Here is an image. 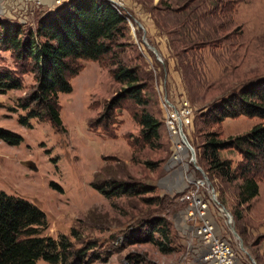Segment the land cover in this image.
<instances>
[{
    "label": "rangeland",
    "instance_id": "obj_1",
    "mask_svg": "<svg viewBox=\"0 0 264 264\" xmlns=\"http://www.w3.org/2000/svg\"><path fill=\"white\" fill-rule=\"evenodd\" d=\"M116 1L124 3L121 12L127 15L128 40L122 59L140 70L142 83L148 86L149 109L162 123L160 140L153 146L138 144L141 127L132 117L138 108L130 102L120 104L110 121L113 137L103 135L97 122L124 86L113 80L109 69L92 61L82 62L81 73L71 81L72 93L59 95L66 132L38 120L30 122L31 128L21 125L20 116L26 113L17 101L36 85L29 74L22 90L0 95V128L24 139L19 146L0 140V190L39 207L49 223L45 235L55 239L67 235L75 242L71 235L76 228L82 242L98 243L100 253L119 248L124 234L141 220L164 217L169 221L173 253H161L151 244L133 245L107 262L93 264H121L133 252L145 254L156 264H196V242L189 230L194 223L187 217L188 204L181 200L198 192L209 202L210 218L220 236L230 242L236 261L254 264L252 258L264 264V181L259 183L258 197L249 205H239L240 182L210 179L198 157L207 133L219 130L227 139L261 123L242 117L210 128L201 115L222 98L264 78V0ZM47 8L24 0H0V20L20 24L25 32L35 31L40 18L57 9ZM0 67L14 68L10 53L0 54ZM186 109L193 112L190 124L183 114ZM178 115L210 187L191 163L188 144L180 147L182 142L172 133V125L178 129ZM222 157L241 159L234 152ZM98 175L156 190L144 198L109 200L92 188ZM212 189L232 215L245 249L212 200ZM146 198L157 201L150 205L143 201Z\"/></svg>",
    "mask_w": 264,
    "mask_h": 264
},
{
    "label": "trees",
    "instance_id": "obj_2",
    "mask_svg": "<svg viewBox=\"0 0 264 264\" xmlns=\"http://www.w3.org/2000/svg\"><path fill=\"white\" fill-rule=\"evenodd\" d=\"M127 15L104 0H72L40 18L35 31H24L20 24L0 20V54L10 53L14 68L0 67V95L24 88V77L34 75L36 85L31 93L17 101L26 113L19 123L31 128L30 122H49L66 132L61 118L59 95L73 91L72 79L82 71V62H98L109 69L113 80L124 86L108 106L99 130L113 137L110 121L123 102L138 110L132 117L141 127L138 144L153 146L160 140L162 123L150 111L148 86L142 83L140 70L129 67L122 59L128 40ZM207 127H220L228 119H259L248 133L223 139L219 130L207 133L198 151L199 163L210 179L239 184V205H249L259 195V183L264 181V78L243 86L240 90L211 105L201 115ZM0 140L19 146L20 135L0 128ZM225 152L237 153L234 161L222 157ZM92 188L105 198H144L155 187L97 176ZM63 193V189L58 187ZM148 204L156 198L143 199ZM186 204V203H185ZM240 219L241 215H238ZM47 215L31 202L0 190V264H93L107 262L114 254L133 245L151 244L161 253L175 251L171 225L164 217H150L131 226L119 248L100 253L98 243H84L76 228L73 242L67 235L58 239L47 236ZM121 264H156L145 254L130 253Z\"/></svg>",
    "mask_w": 264,
    "mask_h": 264
},
{
    "label": "built area",
    "instance_id": "obj_3",
    "mask_svg": "<svg viewBox=\"0 0 264 264\" xmlns=\"http://www.w3.org/2000/svg\"><path fill=\"white\" fill-rule=\"evenodd\" d=\"M70 1L72 0H24L25 4H31L39 8L48 7V11L52 8L61 7ZM104 1L112 4L119 12L124 8V3L121 1ZM192 113L191 109H186L183 113L187 119L186 124H190L189 118ZM181 201L188 204L187 217L194 223V226L189 230L193 242H196V246L193 248L196 255V264H239L236 261L235 252L230 242L220 236L213 220L210 218L209 202L198 192L183 197Z\"/></svg>",
    "mask_w": 264,
    "mask_h": 264
},
{
    "label": "water",
    "instance_id": "obj_4",
    "mask_svg": "<svg viewBox=\"0 0 264 264\" xmlns=\"http://www.w3.org/2000/svg\"><path fill=\"white\" fill-rule=\"evenodd\" d=\"M147 45L150 47V49H152L157 54V51L152 46H150L149 44H147ZM178 131H179V136H180L181 141L184 144H188L189 150L191 151L190 152L191 153V163L194 164L195 167H196V169L202 173V175L204 177V183H206L210 187L211 186L210 180L207 177L205 171L201 167H199L197 165L198 164V161H197V152L194 149V147H192V145L189 143V141L187 139V136L185 135V133L183 131V123H182V121L179 122ZM33 169L35 171L37 170L36 167H34V166H33ZM211 192H212V200L214 201V203L218 204L220 206V208H222V211L223 212H227L226 217L228 218L229 225H231L235 237L240 240L242 248L245 249L244 248V243H243L242 239L238 235L236 229L233 227V217H232V215L229 213V211L226 209L225 206H223L222 204H220V202L218 201V197L215 194V190L212 189ZM251 260H252V262L254 264H256V262L252 258H251Z\"/></svg>",
    "mask_w": 264,
    "mask_h": 264
},
{
    "label": "bare ground",
    "instance_id": "obj_5",
    "mask_svg": "<svg viewBox=\"0 0 264 264\" xmlns=\"http://www.w3.org/2000/svg\"><path fill=\"white\" fill-rule=\"evenodd\" d=\"M178 120H179V122L182 120L179 116H178ZM171 130H172V133H173V135L177 138V140H178V143H180V142H182L181 141V139H180V136H179V131H178V129H177V127L175 126V124L174 125H172L171 127ZM177 143V144H178ZM181 146H183V147H186V144L184 145V143L182 142V144H180V147ZM180 147H178V148H180ZM188 148V147H187ZM188 150V149H187ZM186 151V150H185ZM181 152V151H180ZM184 152V151H183ZM220 211H221V213L226 217V214H227V212H223L222 211V208L220 209ZM227 218V217H226ZM228 219V218H227Z\"/></svg>",
    "mask_w": 264,
    "mask_h": 264
}]
</instances>
